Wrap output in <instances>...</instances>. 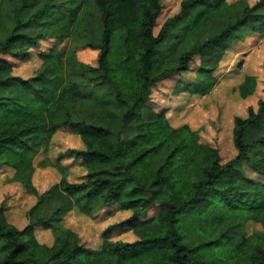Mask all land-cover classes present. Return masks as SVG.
<instances>
[{
  "label": "trees",
  "instance_id": "16d2710c",
  "mask_svg": "<svg viewBox=\"0 0 264 264\" xmlns=\"http://www.w3.org/2000/svg\"><path fill=\"white\" fill-rule=\"evenodd\" d=\"M162 10V0H0V164L13 167L14 181L37 197L24 228L8 221L1 203L0 241L9 247L1 264H264V229L245 230L249 221L264 228V180L240 170L248 163L264 178V132L248 140L264 120V99L234 118L237 154L226 163L199 129L174 127L146 105L160 81L187 72L198 55L206 82L180 80L175 92L211 91L217 79L210 74L225 50L245 29L264 34V0H182L157 32ZM120 31L124 54L115 61ZM49 36L57 43L39 54L36 74H14L4 55L26 58ZM77 44L98 51L96 64L76 60ZM256 85L257 76L247 75L241 96ZM59 128L85 144L67 151L85 166L80 181L48 157L35 164ZM164 150L156 163L153 155ZM37 167L61 174L43 194L33 184ZM112 204L131 212L112 227H131L136 241L104 239L93 249L62 223L74 210L93 215ZM40 229H52V245L38 239Z\"/></svg>",
  "mask_w": 264,
  "mask_h": 264
},
{
  "label": "rangeland",
  "instance_id": "374dc122",
  "mask_svg": "<svg viewBox=\"0 0 264 264\" xmlns=\"http://www.w3.org/2000/svg\"><path fill=\"white\" fill-rule=\"evenodd\" d=\"M236 1V0H229ZM250 4L258 0H248ZM67 0H62V3ZM182 0H162L163 10L158 19L156 31L166 19L179 11ZM88 18V16H87ZM85 19L89 25V19ZM124 32L116 34L112 57L115 61L120 60L124 54ZM57 43V38L49 36L43 39L39 48H33L32 54L26 58L17 55H4L14 64V74L29 78L34 76L42 64L40 53L49 52ZM72 44V43H71ZM70 40L66 39L59 49L66 51ZM98 51L87 46L77 44L75 46V58L78 62L96 64ZM202 58L198 55L190 63L187 72L175 74L160 81L154 88L151 98L146 105L156 112H165L170 124L179 127L184 124L192 129L200 131V139L219 149L222 162L226 163L234 158L237 149L233 141L234 118L246 116L249 107L258 109V102L264 99V34L245 29L241 36L228 47L218 62L216 69L210 74L217 79L216 85L205 94L190 93L183 91L176 93L178 81L205 83L206 77H200L199 70L202 67ZM247 75L257 76V85L254 93L244 98L239 92V85ZM264 132V120L250 130L248 140ZM85 144L80 136L69 128H59L52 136L48 148H43L35 158V164L48 157L57 161L70 170L69 180L76 182L86 175V169L81 159H77L67 153L70 149H84ZM166 150L153 155L156 163H161ZM241 173L245 178L256 181L264 180L248 163H243ZM15 169L11 166L0 164V205L6 203L5 214L8 221L18 228H24L29 223L27 212L33 206L37 197L31 195L20 182L14 181ZM61 174L56 168L37 167L33 174V184L39 194H43L52 185L59 182ZM157 207L154 206L143 219L153 216ZM131 215L129 210H123L118 204H112L95 212L93 215L81 213L79 210L68 213L62 223L66 227L77 232L85 247L97 249L104 239L123 240L133 242L138 239L131 227L114 228L113 224L127 219ZM255 229H264L263 224L249 221L245 230L251 234ZM38 239L48 245L53 244L52 229H40ZM8 244L0 241V264L4 253L8 250ZM234 264H237L234 262ZM239 264V263H238Z\"/></svg>",
  "mask_w": 264,
  "mask_h": 264
}]
</instances>
